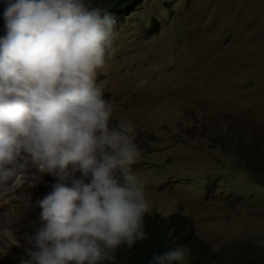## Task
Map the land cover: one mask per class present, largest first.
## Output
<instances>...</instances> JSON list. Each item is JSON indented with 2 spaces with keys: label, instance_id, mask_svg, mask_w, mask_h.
<instances>
[{
  "label": "rangeland",
  "instance_id": "obj_1",
  "mask_svg": "<svg viewBox=\"0 0 264 264\" xmlns=\"http://www.w3.org/2000/svg\"><path fill=\"white\" fill-rule=\"evenodd\" d=\"M125 13L96 82L113 121L136 127L133 170L148 199L186 217L189 264H264V183L241 159L264 163V0H142ZM29 171L16 190L21 212L14 193L3 203L0 264H20L41 223L36 201L52 190L49 174Z\"/></svg>",
  "mask_w": 264,
  "mask_h": 264
},
{
  "label": "clouds",
  "instance_id": "obj_2",
  "mask_svg": "<svg viewBox=\"0 0 264 264\" xmlns=\"http://www.w3.org/2000/svg\"><path fill=\"white\" fill-rule=\"evenodd\" d=\"M3 3L0 220L11 193L12 209L21 212L16 190L30 169L49 174L52 190L36 201L41 223L25 235L30 247L20 264H115L127 248L151 238L148 222L152 236L157 222L178 214L160 213L148 199L133 170L141 158L136 127L113 121L114 106L96 82L115 52V14L126 13L91 7L89 0ZM187 232L173 236L149 264H189ZM122 247L125 253L116 254Z\"/></svg>",
  "mask_w": 264,
  "mask_h": 264
},
{
  "label": "trees",
  "instance_id": "obj_3",
  "mask_svg": "<svg viewBox=\"0 0 264 264\" xmlns=\"http://www.w3.org/2000/svg\"><path fill=\"white\" fill-rule=\"evenodd\" d=\"M140 1L141 0H110L105 11L126 12L132 9V7ZM164 6L167 7V4ZM115 15H117L118 18H123V15ZM152 22L155 23V20L153 19ZM239 155L242 154L239 153ZM241 159L243 160L242 166L244 169L264 183V163L260 165L255 161L250 162L243 156ZM148 226L149 222L146 224V231L150 234L151 238L143 243H137L131 249L127 248L126 255L119 256L118 261L115 264H149V260L154 252H163L168 247L170 239L173 236L178 237L184 231H188L186 218L179 213L165 219L163 223L157 222L153 228L152 236ZM254 258L255 256L252 260L249 259L246 264H263L261 261L263 258L255 260ZM104 264H111V262H104ZM176 264L178 263L176 262Z\"/></svg>",
  "mask_w": 264,
  "mask_h": 264
}]
</instances>
